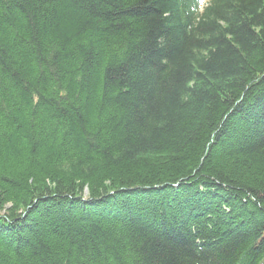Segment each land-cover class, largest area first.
Returning a JSON list of instances; mask_svg holds the SVG:
<instances>
[{
    "label": "trees",
    "instance_id": "1",
    "mask_svg": "<svg viewBox=\"0 0 264 264\" xmlns=\"http://www.w3.org/2000/svg\"><path fill=\"white\" fill-rule=\"evenodd\" d=\"M0 264H264V0H0Z\"/></svg>",
    "mask_w": 264,
    "mask_h": 264
}]
</instances>
